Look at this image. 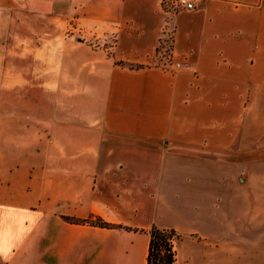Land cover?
Returning a JSON list of instances; mask_svg holds the SVG:
<instances>
[{
    "label": "crops",
    "instance_id": "0c3cea01",
    "mask_svg": "<svg viewBox=\"0 0 264 264\" xmlns=\"http://www.w3.org/2000/svg\"><path fill=\"white\" fill-rule=\"evenodd\" d=\"M163 1L0 0V263L264 264V0Z\"/></svg>",
    "mask_w": 264,
    "mask_h": 264
},
{
    "label": "rangeland",
    "instance_id": "374dc122",
    "mask_svg": "<svg viewBox=\"0 0 264 264\" xmlns=\"http://www.w3.org/2000/svg\"><path fill=\"white\" fill-rule=\"evenodd\" d=\"M166 8L167 10L171 9L169 7H166ZM76 38L80 41H87L88 43L95 45V46H102V45H112L113 46L116 41L115 34L109 35V36H106V35H103V36L102 35L100 36L89 35L88 36V35H85V33L81 31H77ZM171 46H172L171 38L166 37L165 39H163L159 46L160 52L158 55V60L150 65L164 66V65L170 64L171 59H167V58L169 57ZM233 153L236 155L238 160H241V161L245 160L247 162H250V161L255 162V161H259L260 159H264V149L257 148V147H253V149H251L249 152H246V153H240L238 149L235 148L233 150ZM253 186H254L253 187L254 192H259L260 187H261V180H257V179L254 180ZM177 233H178V237L176 240V248L178 252V263L177 264H186V263L189 264L190 262H187L188 261L187 255L189 253L196 252V245L199 242V239L191 235L183 234L180 231ZM0 264H4V263H0Z\"/></svg>",
    "mask_w": 264,
    "mask_h": 264
},
{
    "label": "trees",
    "instance_id": "16d2710c",
    "mask_svg": "<svg viewBox=\"0 0 264 264\" xmlns=\"http://www.w3.org/2000/svg\"><path fill=\"white\" fill-rule=\"evenodd\" d=\"M70 223H84L101 228H119L127 231H136L129 227L116 226L106 222L102 218L92 217L88 220L79 221L67 218ZM150 242L147 257V264H177L178 252L176 248V240L178 233L174 229L159 228L153 226L149 232Z\"/></svg>",
    "mask_w": 264,
    "mask_h": 264
},
{
    "label": "built area",
    "instance_id": "2783aa9c",
    "mask_svg": "<svg viewBox=\"0 0 264 264\" xmlns=\"http://www.w3.org/2000/svg\"><path fill=\"white\" fill-rule=\"evenodd\" d=\"M164 9H168L169 12H177V11H192L196 9V0H164L163 1ZM180 65L177 64L174 69H179Z\"/></svg>",
    "mask_w": 264,
    "mask_h": 264
}]
</instances>
